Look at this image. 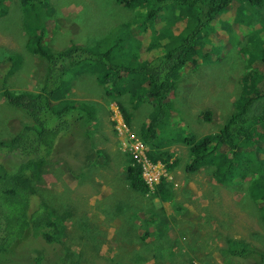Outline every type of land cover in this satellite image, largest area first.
<instances>
[{
  "label": "rangeland",
  "instance_id": "rangeland-1",
  "mask_svg": "<svg viewBox=\"0 0 264 264\" xmlns=\"http://www.w3.org/2000/svg\"><path fill=\"white\" fill-rule=\"evenodd\" d=\"M9 4L8 14L0 18V78L8 88L39 91L46 62L28 45V35L22 28L23 0H11ZM177 14L193 25V15L188 10L180 9ZM36 15L54 49L72 42L96 44L115 25L132 23L127 33L131 39L124 33L113 34L121 36L118 48L130 46L132 53L139 51L141 59L152 53L158 30L169 20L162 17L157 25L116 0H48V4L36 9ZM226 15L231 17L232 12ZM252 15L260 16L255 10ZM171 23L184 25L181 20ZM231 25L233 35L220 19L206 27L210 33L205 42L212 48L218 45L221 58L184 69L170 92L175 108L170 123L176 128L181 126L182 134L200 137L216 133L232 112L248 54L264 53L259 40L249 37L248 28L243 33L242 25ZM161 45L166 48L170 42L164 40ZM11 55L17 58L11 61ZM75 77L70 96L100 105V122L90 145L105 150L108 158L91 170L85 168V180L76 179L61 156L72 157L79 141L71 136L73 133L64 139L59 137L58 150L62 152L60 149L68 145V151H57L54 160L42 169L35 181L34 203L45 199L61 213L72 208L73 214L64 222L59 244L47 249L45 264H246L229 255V241L237 239L264 249V222L249 200L254 187L251 178L254 181L255 175L264 181V121L252 127L254 134L248 143L254 175L240 179L242 175L235 167L233 182H221L213 176L209 164L194 170L186 168L191 162L190 146L180 139L176 129L163 130L158 141L163 142L161 149L170 156L158 155L153 161L141 135L153 107L151 101L133 104L134 97L129 92L107 96L92 72ZM256 79H264V74H257ZM207 111L210 119L206 118ZM28 120V115L8 103L0 92V139L11 137L12 130ZM129 157L142 162L152 186L150 193L130 189L123 179ZM7 158L0 152V159ZM164 176L169 179L166 200L154 192L155 184ZM176 203L179 211L174 209ZM24 252L16 247L12 257L0 255V264H36L25 260Z\"/></svg>",
  "mask_w": 264,
  "mask_h": 264
},
{
  "label": "trees",
  "instance_id": "trees-1",
  "mask_svg": "<svg viewBox=\"0 0 264 264\" xmlns=\"http://www.w3.org/2000/svg\"><path fill=\"white\" fill-rule=\"evenodd\" d=\"M10 1L0 0V18L8 14ZM116 1L123 7L135 8L140 18H149L157 25L160 18L169 19L158 30L155 45L150 49L152 53L147 58L141 59L139 51L132 53L130 46L117 47L121 36L116 38L113 32L132 38L127 35L133 28L132 23L128 22L115 25L96 44L72 42L64 49L51 48L36 15V9L48 4V0H23L22 28L28 35V45L46 65L39 91L11 89L0 78L3 97L30 118L13 129L11 137L0 139V152L8 157L0 159V255L12 257L15 248L19 247L21 252L25 251V260L45 264L43 259L47 249L59 244L65 229L64 222L73 214V209L61 213L45 199L34 203V196L37 192L35 181L42 169L54 160L57 151V154L68 151L65 149L68 145L60 149L62 152L58 150L61 135L64 139L67 134L73 133L71 136L79 141L72 157L61 156L69 174L76 179L85 180L88 175V171L84 172L85 168L91 170L93 165L108 158L105 150L90 145L95 127L100 122V105L70 96L78 78L75 76L83 72L96 74L107 96L129 92L134 97L133 104L146 99L152 102L153 107L145 119L141 135L150 147L148 153L153 161L157 160L158 155L170 156L161 149L163 142L158 141L163 130L169 132L176 129L180 139L190 146L188 170L209 164L217 180L229 183L237 174L233 171L235 167L242 175L240 179L254 175L256 171L247 152L250 151L248 143L254 134L252 127L264 121V79H256L257 74H264V53L248 54L245 69L238 80L240 92L233 101L232 112L214 134L200 137L182 134L181 126L176 128L171 125V114H174L175 108L170 92L184 69L197 67L202 61L215 62L221 58L218 45L212 48L210 43L205 42L210 33L206 27L218 19L230 33L233 22L243 26V33L248 28L249 37L257 38L264 51V0ZM144 7L146 10H143ZM180 9L188 10L193 15V25L177 14ZM254 10L260 15L259 18L252 15ZM227 11L232 12L231 17H227ZM174 20H181L184 25L174 26L171 23ZM236 25L235 33H238L239 25ZM106 40H109L108 45ZM164 40L170 42L169 47L162 48ZM16 58V55L9 57L11 61ZM206 118H211L208 111ZM228 151H232V154L229 155ZM123 179L136 192L147 194L152 191L144 176V166L137 158H128ZM168 181L164 176L154 187V192H158L164 200L169 197L166 188ZM251 183L254 187L249 200L253 201L264 222V181L262 177L254 175ZM174 209L179 211L180 205L174 204ZM227 251L230 256L239 257L246 264H264V249L254 244L231 240ZM22 264L27 263L24 261Z\"/></svg>",
  "mask_w": 264,
  "mask_h": 264
},
{
  "label": "bare ground",
  "instance_id": "bare-ground-1",
  "mask_svg": "<svg viewBox=\"0 0 264 264\" xmlns=\"http://www.w3.org/2000/svg\"><path fill=\"white\" fill-rule=\"evenodd\" d=\"M145 176V175H144ZM146 178V177H145Z\"/></svg>",
  "mask_w": 264,
  "mask_h": 264
}]
</instances>
